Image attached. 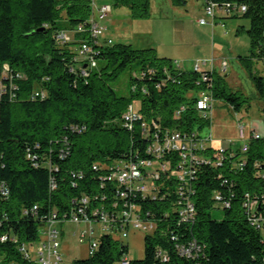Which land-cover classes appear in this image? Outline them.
<instances>
[{
    "label": "trees",
    "instance_id": "trees-1",
    "mask_svg": "<svg viewBox=\"0 0 264 264\" xmlns=\"http://www.w3.org/2000/svg\"><path fill=\"white\" fill-rule=\"evenodd\" d=\"M211 1L245 6L242 14L233 15L249 20L247 29H237V33L246 32L250 46V56L239 61L257 97L264 100V74L251 68L252 61L264 64V0ZM124 3L132 18L148 16L149 0ZM89 15L88 0H0V69L7 65L14 75L11 81H3L6 91L0 96V185L4 183L8 190L6 195L0 191V237L7 236L0 240V264H35L24 257L19 245L35 241L49 216H68L83 196H97L86 208L88 214L101 203L98 195L108 192L105 165L127 160L134 151L146 156L140 136L142 121L155 120L163 130L203 129L210 122L197 113L194 101L209 83L214 99H223L234 112L248 105L247 97L231 90L217 72L207 73L209 80L202 81L200 73L176 68L153 47L134 48L101 38L94 47V67L73 60L76 40L86 35L58 44L54 34L87 23ZM61 17L62 23L58 21ZM133 66L137 70L131 71L129 90L119 94L114 82ZM81 68L87 75L81 74ZM10 82L16 87L10 88ZM35 88H43L46 96L31 98ZM134 99L140 101L136 108L140 120L129 130L122 125L121 115ZM181 105L184 110L176 116ZM61 150L66 152L64 157ZM212 151L208 147L200 153ZM225 155L220 165L198 166L193 184L194 223L189 230L179 227L174 231L180 242L191 239L202 244V253L182 256L166 237L147 234L144 257L133 259L134 264H264V237L251 220L264 205V136L250 138L244 154L237 148L233 155L229 151ZM242 157L244 165L236 166ZM51 181L54 189H50ZM216 192L228 206L215 201ZM249 202L255 205L249 208ZM214 205L223 210L219 220L209 212ZM142 206L161 216L167 205L149 200ZM158 245L166 246L167 261L157 257ZM127 253V244L104 234L91 257L69 264H115Z\"/></svg>",
    "mask_w": 264,
    "mask_h": 264
},
{
    "label": "built area",
    "instance_id": "built-area-1",
    "mask_svg": "<svg viewBox=\"0 0 264 264\" xmlns=\"http://www.w3.org/2000/svg\"><path fill=\"white\" fill-rule=\"evenodd\" d=\"M88 2L90 15L87 23H79L71 30L58 31L54 34V39L58 44H64L68 43L70 39L75 40L76 35L85 34L86 38L76 40L77 45L73 60L82 62L85 66L94 67L96 65L93 55L94 47L99 39L103 38L105 30L103 21L107 18L111 5L104 2L98 3V0H88ZM245 9L242 4L224 3L218 5L211 0H204V14L198 19V23L200 25L209 24L213 27L218 23L216 12L220 11L219 22L224 26V18L242 14ZM105 39L108 43L112 42L110 38ZM172 62L176 68L188 70L175 63L176 61ZM208 62L210 68H201V65L205 66ZM213 64L214 59L211 58L209 61L203 60L202 64H193L189 70L200 73L202 81H208L207 73L214 71ZM3 66L7 67V70L2 73L0 69V96L6 91V84L3 81H11L14 76L7 65ZM226 66L227 64L223 63L222 70H225ZM80 72L82 75H87L85 68H81ZM15 75L19 78L23 77L18 73ZM10 85L12 89L16 87L12 82ZM210 86L209 83L206 89L197 92L194 101V108L197 113L209 122L215 100ZM131 90L134 91L135 86ZM142 92L146 93L145 89L142 88ZM45 96L46 91L43 88H35L30 94L33 99L44 98ZM183 110L184 105H181L175 111V115L179 116ZM138 120H140V116L131 102L121 115L122 125L131 130L133 124ZM209 126L201 130L196 127L189 131L163 130L155 120L148 123L142 121L140 136L144 141L143 152L146 156L137 155V151H134V156L127 160H116L105 165L108 172L104 179L106 181L105 188H108V192L98 195L100 204L93 206L88 214L86 208L93 204V199H97V196L92 199L88 196L81 197L78 206L68 216L61 218H56L55 215L49 216L43 223V227L39 228L38 238L33 242L21 243L19 250L23 252L24 257L35 264H59L61 261L59 252L61 232L56 225L70 221L75 224L88 223L92 225L94 223L98 225L97 231L89 227L88 229H81L77 233L80 243L84 241L88 243L86 258L91 257L97 250L102 235H109L119 242H124L130 230L144 231L148 235L158 233L160 236L166 237L167 241L173 244V249L182 256L191 258L202 253V244L191 239L180 242L174 235V231L179 227L189 230L194 223L196 208L193 201L195 193L193 184L197 177L198 166L201 164L220 165L226 156V151H229V155H233L235 150L231 149L234 144L232 140H226L220 146L213 147L214 138ZM72 128L77 129L74 126ZM238 135L241 140L238 147L241 154L247 151L250 138L261 137L259 132L253 130L246 134L242 124L238 125ZM208 147H213L212 154L200 153ZM65 154L64 150L60 151L61 157H64ZM244 163L245 159L242 157L236 166L241 167ZM97 166L93 164L92 167L97 169ZM103 185L104 183L100 187ZM55 186V183L51 181L50 189H54ZM0 191L3 195L7 194L8 190L4 183L0 185ZM214 199L216 202L228 206V201L223 198L221 193L216 192ZM149 200L166 202V211L161 216H157L151 210L143 208V202ZM254 203L246 204L250 208L255 205ZM251 220L253 225L262 231L264 237V205L260 211L251 215ZM6 239V235L0 237L1 241ZM30 248H32L33 254L29 252ZM156 255L161 261H167L166 246L158 245ZM115 264H134V261L127 254H123Z\"/></svg>",
    "mask_w": 264,
    "mask_h": 264
},
{
    "label": "rangeland",
    "instance_id": "rangeland-1",
    "mask_svg": "<svg viewBox=\"0 0 264 264\" xmlns=\"http://www.w3.org/2000/svg\"><path fill=\"white\" fill-rule=\"evenodd\" d=\"M203 1L185 0L183 4H175L172 0H149L148 16L134 19L124 0H98V3L111 5V10L103 21L105 26L103 38H110L111 44L129 43L134 48L153 47L158 56L176 61L175 63L186 69H191L193 64H202L203 60L209 61L211 57L215 58L218 73L224 77L228 87L233 91L241 92L248 99V105L239 112H234L223 99H215L213 103L209 128L211 127L214 140L218 139L221 144L226 140H232L234 149H237L241 143L238 125H244L245 133L251 130L253 125L255 127L264 125L262 109L264 100L257 97L254 85L239 61L240 57L250 56V46L246 32L237 33V29L239 26L247 29L249 20L240 15L231 16L224 19L225 25L222 26L218 20V14L221 15V12L217 11L218 24L214 27L209 24L200 25L198 19L204 14ZM58 21L62 23L64 18L61 17ZM223 63L227 64L225 70H222ZM201 68H210V63L201 65ZM251 68L256 74H264V64L261 62L252 61ZM6 70L7 67H1L2 73ZM132 70L137 69L133 66L114 82L119 94H125L129 90L128 81ZM132 103L137 108L140 101L134 99ZM209 212L213 219L222 218L223 210L218 205H214ZM41 227L43 226L39 228ZM56 227L61 232L59 264H69L74 259L86 258L88 243L87 241L80 243L77 233L89 227L97 231L98 225L64 221ZM146 235V232L140 230L129 231L128 237L124 239V243L128 246V257L135 260L144 257ZM29 252L33 254L32 248Z\"/></svg>",
    "mask_w": 264,
    "mask_h": 264
},
{
    "label": "crops",
    "instance_id": "crops-1",
    "mask_svg": "<svg viewBox=\"0 0 264 264\" xmlns=\"http://www.w3.org/2000/svg\"><path fill=\"white\" fill-rule=\"evenodd\" d=\"M203 6V5H202ZM218 16L219 17H221L220 16V14H218ZM224 19H226V18H224ZM218 20H220V18L218 19ZM223 22H224V20H223ZM218 24V23H217ZM206 25V24H205ZM223 25H225V22H224V24ZM215 26V25H214ZM213 26V27H214ZM212 59H214V64H213V68H214V71L215 72H217L218 73V68H217V64H216V59L215 58H213V57H211ZM182 67H184V66H182ZM227 67V66H226ZM185 68V67H184ZM188 69V68H187ZM219 74V73H218ZM259 128V129H258ZM255 130L256 132H259L260 134H261V136H264V125L262 126H257V127H255L254 125L252 126V128H251V130ZM251 130H249V131H247V133L246 134H248V133H250L251 132ZM239 136V135H238ZM216 143V144H215ZM220 144H221V142L218 140V139H215L214 140V142L212 143V145H213V147H218V146H220ZM231 149L232 150H234V146L232 145L231 146Z\"/></svg>",
    "mask_w": 264,
    "mask_h": 264
}]
</instances>
